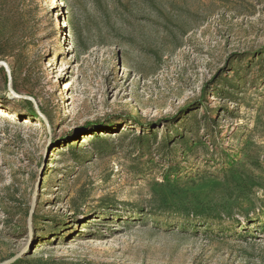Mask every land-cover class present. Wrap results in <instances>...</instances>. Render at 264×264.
Returning <instances> with one entry per match:
<instances>
[{
  "label": "rangeland",
  "instance_id": "1",
  "mask_svg": "<svg viewBox=\"0 0 264 264\" xmlns=\"http://www.w3.org/2000/svg\"><path fill=\"white\" fill-rule=\"evenodd\" d=\"M53 1L0 0V262L264 264V0Z\"/></svg>",
  "mask_w": 264,
  "mask_h": 264
},
{
  "label": "water",
  "instance_id": "2",
  "mask_svg": "<svg viewBox=\"0 0 264 264\" xmlns=\"http://www.w3.org/2000/svg\"><path fill=\"white\" fill-rule=\"evenodd\" d=\"M0 65H2L3 67H5L6 72H8V68H7V66L5 65L4 62L0 61ZM7 74H8V73H7ZM8 76H9V74H8ZM20 97L28 98V99L31 100V98H30L29 96H27V95H20ZM31 207L33 208V204H32ZM23 255H24V252H23V251H20V252L14 254L13 256H11L10 258L1 261L0 264H12V263H14L15 261H17V260H18L21 256H23Z\"/></svg>",
  "mask_w": 264,
  "mask_h": 264
},
{
  "label": "bare ground",
  "instance_id": "3",
  "mask_svg": "<svg viewBox=\"0 0 264 264\" xmlns=\"http://www.w3.org/2000/svg\"><path fill=\"white\" fill-rule=\"evenodd\" d=\"M53 2L56 3L57 0H54ZM3 115H5V111H4L2 108H0V116H3ZM7 117H8V119H9L10 121H14V120H15V118H14L13 116H11L10 114H9V116H7ZM24 120H25V121L23 122V125H25V126H28V127H35V126L37 125L36 122H30V121H28L27 119H24Z\"/></svg>",
  "mask_w": 264,
  "mask_h": 264
}]
</instances>
